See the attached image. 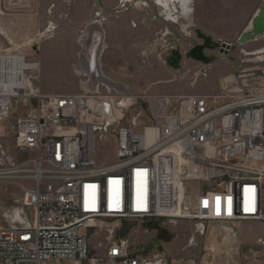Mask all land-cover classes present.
<instances>
[{"label": "built area", "instance_id": "obj_1", "mask_svg": "<svg viewBox=\"0 0 264 264\" xmlns=\"http://www.w3.org/2000/svg\"><path fill=\"white\" fill-rule=\"evenodd\" d=\"M154 2L162 7L160 16L184 32L181 10ZM54 29L49 22L41 38ZM171 33L159 29L152 43L164 44ZM261 50L245 55L242 49L239 65L252 66L224 76L218 91L155 95L144 116L135 104L140 95L130 94L125 109L118 105L124 95L103 87L43 94L34 60L0 47V188L19 189L22 205L32 212L25 224L0 228V264H175L163 249L134 250L118 234L122 221L144 234L156 225L165 230L160 221L176 226L185 220V247L192 248L210 223L264 220ZM147 57L148 49L142 50L143 63ZM5 124L13 132L14 154L2 142ZM104 138L114 148L108 162L96 157ZM161 170L169 175L166 184ZM101 232L105 238L93 249L90 238Z\"/></svg>", "mask_w": 264, "mask_h": 264}, {"label": "rangeland", "instance_id": "obj_2", "mask_svg": "<svg viewBox=\"0 0 264 264\" xmlns=\"http://www.w3.org/2000/svg\"><path fill=\"white\" fill-rule=\"evenodd\" d=\"M116 1L118 0H101V3L96 0H0V12H4L0 13V27L15 43H24L18 46L8 45L7 40L0 35V46L11 47L24 53L30 60L38 61L39 87L43 94L77 93L80 91V79L84 78L77 76L74 67L80 47V29L87 20L97 18L99 14L109 13L110 16L103 22L107 33L104 40L107 48L101 57L102 70L115 80L131 86L136 85L137 90L129 91L133 96H142L135 104L146 116L150 112L148 100L151 97L178 95L180 85L191 91L184 95L216 92L220 86L219 77L230 75L239 68L242 49L250 51L264 45L263 36L244 43H239L237 38H233L229 41L231 46L225 55L219 54L217 50H205L207 55L215 56L206 66L186 57L191 47L201 43L195 29L205 33V28H211L216 30L217 34L229 37L235 29L245 26L251 20L262 0H193L192 21L188 24V34L180 32L179 28H171L174 37L171 36L164 44L158 46L151 40L152 33L157 28V20L152 19L157 17L156 7L148 3L152 12L148 18L143 8L145 1L131 0L123 3L121 12L114 13L115 8L112 5ZM119 4L120 1L116 7ZM49 22L55 25L53 36L48 39L41 38L39 33ZM212 38L226 42L228 40L217 35ZM145 44L150 61L143 63L141 49ZM173 48H179L181 52L180 69H173L165 63V56ZM159 65L163 68L161 75L139 71ZM250 66L252 65L247 63L240 67ZM193 73H197L198 77L193 78ZM121 104L119 106L125 109L128 106L125 102ZM4 126L6 132L2 142L14 154L13 132L8 128V124ZM113 151L114 148L108 144L107 138L98 140L96 157L99 161H110ZM15 156L20 158V155ZM191 187L194 193L197 183L192 182ZM31 216L32 212L22 205L19 189L14 186L0 188V228L17 223L25 224ZM122 222V231L119 233L121 236L124 234L134 250L140 248L152 252L157 248L164 249L168 259L175 264H186L190 260L200 261L202 264H264V220L240 221L234 225L210 223L207 234L198 238V246L192 248L185 247L189 233L188 222L185 220H179L176 226H169L166 221H160L165 227V230H162L166 233L164 238L158 237V231L161 229L156 224L155 228L140 234L134 231L135 228L138 230L136 225ZM113 223L106 222L109 227ZM105 234L106 232H101L98 236L90 238L93 249H96L97 242L103 241ZM167 234L170 235L169 238Z\"/></svg>", "mask_w": 264, "mask_h": 264}, {"label": "bare ground", "instance_id": "obj_3", "mask_svg": "<svg viewBox=\"0 0 264 264\" xmlns=\"http://www.w3.org/2000/svg\"><path fill=\"white\" fill-rule=\"evenodd\" d=\"M174 1H177L178 3L177 5L181 8L182 14H185L184 10L186 8L187 0H160V3L161 5H163V7L165 6L168 7V10L170 11L171 9L170 4L172 3L173 5ZM102 23L103 21L101 19L94 18L90 20L87 23V25L82 29V33L79 37V43L81 45V50L78 55V61L75 65V69L77 70L78 73L80 72L81 74L86 75V78L82 82L83 89L97 91L100 87H103L106 89V91L114 90L115 92L124 95L118 102V105H122L121 103L125 102L126 103L125 105L129 106V104H131V101H132V99H130V94L132 92L129 91L128 86L121 81H118V80H115L113 78L106 76L101 71L100 56H101V52L105 48V44H104L105 34L102 28ZM251 27H252V23L250 22L247 26V29H251ZM0 33L3 35H6V33L3 30H1V28H0ZM43 33L45 32L43 31V32H40L39 34L41 35ZM184 33L188 34L187 32H185V29H184ZM48 36L49 37L53 36V31L50 34H48ZM227 43L229 45L231 44L228 40H227ZM263 47L264 45L261 46L260 48L250 50V51L243 49L245 51L244 54L252 55L251 53L252 51H256L254 53H260V51H263L261 50V48L263 49ZM32 66L35 68L36 67L38 68V61L34 60L32 62ZM159 175L161 176L162 181L164 182L163 184H166L165 182L168 181L167 178H169V175L166 174L165 172L163 173L162 170L159 171ZM164 189H166V187H164ZM164 198L165 197H163V199ZM118 234L120 235V233ZM122 236H124V234H122Z\"/></svg>", "mask_w": 264, "mask_h": 264}, {"label": "crops", "instance_id": "obj_4", "mask_svg": "<svg viewBox=\"0 0 264 264\" xmlns=\"http://www.w3.org/2000/svg\"><path fill=\"white\" fill-rule=\"evenodd\" d=\"M120 1V4L116 7V5H117V3ZM129 2V1H131V0H118V1H116V3L114 4V5H112V7H114V8H118V9H122V6H123V3L124 2ZM145 2H144V12H145V15H147V17L148 18H150V15H152V12L150 11V8H149V2L152 4V6H154V7H156V10H157V12H156V16L157 17H153L152 19L153 20H157V21H155L156 22V24H157V28H156V30H154V33L156 32V31H158L159 29H163L164 27H167L169 30L171 29V28H175V29H177V28H179V26H178V24H176V23H172V22H168V21H166V20H164L161 16H160V14L158 13V11L162 8L160 5L158 6L155 2H154V0H144ZM258 1V0H257ZM188 0L186 1V8H185V10H184V13L185 14H182V10H181V8L177 5L178 3H177V1H174V3H173V5L174 6H176V7H178V9H180L181 10V14H182V17H183V19H181V20H179L178 21V23L180 24V25H182V29H185V26L187 25V24H185V23H190V21H192V16H191V12H190V6L188 5ZM81 4V3H80ZM79 4V5H80ZM172 4V3H171ZM170 4V5H171ZM171 7V6H170ZM189 7V8H188ZM166 10H168V7H164ZM170 11H171V9H170ZM256 12V11H255ZM1 14H4V12H0ZM166 13H168V14H170L168 11H166ZM93 18H95V17H93ZM191 18V19H190ZM90 20H92V18L91 19H89V20H87L84 24H83V26L81 27V29H80V34H79V36H78V43H79V37H80V35H81V33H82V29L87 25V23L90 21ZM251 21H248L247 22V24L245 25V26H242V27H239V28H237V29H235L234 30V32H233V34L232 35H230L229 37L227 36H221V35H219V34H217V32H216V30H214V29H211V28H205L204 29V31H205V33L206 34H208V35H210V36H215V35H217L218 37H225L226 39H228V41H230L231 39H233V38H237L238 36H239V34L244 30V29H247V26H248V24L250 23ZM103 25H104V23H102V28H103V30H104V34H105V38H104V40H106V30L104 29V27H103ZM177 26V27H176ZM188 26V25H187ZM1 28V30H3V28L2 27H0ZM189 28L187 27V29H185V32H187V30H188ZM196 30V29H195ZM248 30V29H247ZM4 31V30H3ZM171 31V30H170ZM5 32V31H4ZM43 32V31H42ZM172 32V31H171ZM180 32H182V31H180ZM6 33V32H5ZM154 33H152L153 35H152V37L154 36ZM190 33V32H189ZM185 34V33H184ZM0 35H2L3 37H4V39H6V40H10L9 42L11 43V44H13V45H16V46H18V45H23L24 43H22V42H20V43H15L9 36H8V34L6 33V35H3V34H1L0 33ZM174 37V35L171 33V35H169L168 36V39H170V37ZM48 38H52V36H48V37H46L45 39H48ZM10 43H8L7 42V44L8 45H10ZM104 44H105V48L103 49V51L101 52V56H100V63H101V57H102V55H103V53H104V51H105V49L107 48V43H106V41H104ZM79 45H80V43H79ZM146 44L143 46V48L141 49V51L142 50H145L146 49ZM263 46V45H262ZM0 47H2V46H0ZM259 47H261V46H258V47H255L254 49H256V48H259ZM6 49H8V46L6 47ZM80 50H81V45H80V47H79V50H78V54H77V60H76V62H75V65H76V63H77V61H78V55H79V52H80ZM150 55L152 56V53H150ZM148 57H149V55H148ZM147 57V62H149L150 61V58H148ZM157 60V59H156ZM165 60V59H164ZM75 65H74V67H75ZM75 71H76V74H77V76H84V78H82V79H80V82H79V87L80 88H82L83 89V87H82V82H83V80L86 78V75H83V74H81L80 72L78 73L77 72V70L75 69ZM101 71L103 72V70H102V64H101ZM140 72H145V73H148V74H150V75H161V73H162V71H163V68H161L160 67V65L159 66H157L156 68H151V67H147V68H145V69H140L139 70ZM104 73V72H103ZM198 73V72H197ZM197 73H193V75H192V77L193 78H197L198 77V74ZM200 73H202V72H200ZM81 74V75H80ZM105 74V73H104ZM106 75V74H105ZM106 76H108V75H106ZM109 77V76H108ZM111 78V77H110ZM221 78H222V75L219 77V79H220V86L217 88V91L220 89V87H221ZM125 83V82H124ZM127 86H128V88H129V90H131L132 92H133V90H137V87H136V85H133V86H131L130 84H127V83H125ZM180 91V92H179ZM179 91H178V95H184L185 93H188V92H191V91H187V90H185V88L182 86V85H180V88H179ZM195 94H200V93H196V92H194Z\"/></svg>", "mask_w": 264, "mask_h": 264}, {"label": "water", "instance_id": "obj_5", "mask_svg": "<svg viewBox=\"0 0 264 264\" xmlns=\"http://www.w3.org/2000/svg\"><path fill=\"white\" fill-rule=\"evenodd\" d=\"M98 3H101V0H96ZM252 27L251 29H244L239 36L237 37V41L239 43H244L250 40H253L256 37L264 34V0L261 1L260 6L257 8L256 12L251 18ZM195 34L198 39L201 40V43L196 44L191 47L189 51L186 53V57H190L194 60L201 62L204 66L208 63L212 62L215 59L214 55H207L205 50H217L219 54H227L229 50V44L226 41L214 40L212 36L205 34L200 29L195 30ZM182 55L179 48H173L169 51V53L165 56V63L167 66L173 69H180V61ZM204 70V67L201 69ZM104 108L108 115L109 105L104 104ZM170 235L167 234V238Z\"/></svg>", "mask_w": 264, "mask_h": 264}, {"label": "flooded vegetation", "instance_id": "obj_6", "mask_svg": "<svg viewBox=\"0 0 264 264\" xmlns=\"http://www.w3.org/2000/svg\"><path fill=\"white\" fill-rule=\"evenodd\" d=\"M158 237L159 238H164V237H166V233L164 231L160 230V231H158Z\"/></svg>", "mask_w": 264, "mask_h": 264}]
</instances>
